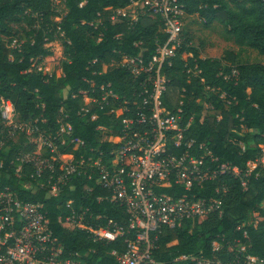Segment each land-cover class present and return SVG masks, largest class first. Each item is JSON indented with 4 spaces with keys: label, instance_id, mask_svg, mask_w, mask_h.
I'll return each mask as SVG.
<instances>
[{
    "label": "trees",
    "instance_id": "trees-1",
    "mask_svg": "<svg viewBox=\"0 0 264 264\" xmlns=\"http://www.w3.org/2000/svg\"><path fill=\"white\" fill-rule=\"evenodd\" d=\"M131 1L140 0H58L60 11L56 12L52 0H0V101H9L19 121L31 122L43 133L58 130L61 122L68 123L70 137L83 142V147L74 152L76 158L100 146L107 150L109 144L101 142L97 128L119 135L122 121L134 117L132 103L140 89L143 85L152 89L148 74L135 77L122 65H112L124 56L140 58L147 65L157 46L167 40L158 16L139 14L133 20H111L114 12L125 10ZM175 5L185 16L198 17L205 28L220 25L225 39L241 50L250 49L264 57V0H175ZM52 42H59L63 49L60 75H47L33 66L35 61L37 64L52 55L45 47ZM12 44L14 47H10ZM233 69L238 73L236 78L231 76ZM160 76L166 89L163 106L172 112L181 109L182 128L190 121L184 138L194 140L191 153L203 159L212 171L230 164L241 175H217L190 192L173 184L156 188L157 193L173 197L184 193L203 199L221 197L222 206L221 215L213 213L194 227L163 229L155 258L169 261L183 255L209 257L214 240L222 236L226 240L243 239L244 234L251 246L248 252L264 258V167L244 177L247 163L264 156V65L242 63L232 52H225L224 59L205 57L186 39L174 57L161 64ZM102 88L111 89L119 101H128L129 110L116 105L108 114L82 101L80 92L96 89L99 97ZM82 108L88 109L85 115L80 113ZM21 142L20 149L26 151L38 147L24 146V138ZM68 149L60 147L63 152ZM16 150L10 143L1 153L4 166L0 169V187H9L21 200L42 206L65 257L86 264H116L110 253L124 252L123 239L93 241L85 231L59 222V218L68 215L66 206L74 201L75 207L88 209L94 224L105 227L111 220L124 225V209L104 198L96 201L107 193L85 178L72 179L57 196L38 188L45 176L30 179L29 167H23L21 177L16 178L17 166L10 164ZM183 151L180 148L174 152ZM207 153L210 155L205 156ZM26 183L30 188L24 187ZM89 188H93L92 193H88ZM254 213L262 218L260 222H253ZM97 216L100 218L96 220Z\"/></svg>",
    "mask_w": 264,
    "mask_h": 264
},
{
    "label": "built area",
    "instance_id": "built-area-1",
    "mask_svg": "<svg viewBox=\"0 0 264 264\" xmlns=\"http://www.w3.org/2000/svg\"><path fill=\"white\" fill-rule=\"evenodd\" d=\"M52 4L57 12L60 7L58 0H52ZM138 4L144 8L141 14L158 16L163 21L167 40L157 46L154 57L147 65L140 58L122 57L120 65L135 77L140 73L148 74L147 81L152 89H147L146 85L140 89L137 100L132 103L134 117L122 121L119 135L113 136L103 127L97 128L102 136L101 142L108 143L109 148L104 150L100 146L91 149L88 155L76 158L74 152L83 147V142L70 137L71 127L68 123L61 122L54 132H40L35 124L19 121L12 104L1 100L0 169L4 166L1 153L10 143L15 147L17 140L24 138L27 141L24 146L38 147L33 151L17 148L10 161V164L17 166L14 170L16 178L21 177L23 167H29L32 170L30 179L45 176L38 188L49 196H57L72 179L79 177L106 192L105 197H98L96 201L104 198L122 207L127 216L126 224L117 225L111 220H107L105 227L94 224L88 209L75 207L74 201L67 204L69 213L65 218H59V222L85 231L93 241L123 239L124 252L110 253L116 264H264V258L248 252L251 246L246 234L243 239L226 240L222 236L214 240L209 257L183 255L169 261H159L154 256L163 229L176 230L185 225L194 227L213 213L221 215L222 206L221 197L203 199L188 193L173 197L157 193L156 188L173 184L190 192L194 186H202L217 175L230 173L233 177H239L241 172L230 164H222L214 171L205 167L203 159L191 153L194 140L184 138L190 121L186 128H182L181 109L172 112L162 104L166 89L160 68L165 60L174 57L183 43L179 22L184 15L183 10L175 5V0L131 1L130 6ZM123 11L114 12L111 20L127 17L121 14ZM33 66H36V61ZM37 70L41 68L37 67ZM237 74L233 69L231 76L236 78ZM95 91L80 92L82 101L108 114L113 113L116 105L129 110L130 103L119 101L118 95L111 89H99V97ZM87 112V108L80 110L82 115ZM95 118L92 116L91 120ZM65 146L70 150L61 151L60 147ZM169 148H172V152ZM180 148H184L182 153L174 152ZM257 161L247 163L244 177L259 167ZM242 186H245L244 182ZM24 187L28 189L30 184L26 183ZM92 191L93 188L88 189V193ZM216 193L220 194L218 190ZM99 218L97 216L95 219ZM0 264L86 263L64 256L41 205L25 202L9 187H0Z\"/></svg>",
    "mask_w": 264,
    "mask_h": 264
},
{
    "label": "rangeland",
    "instance_id": "rangeland-1",
    "mask_svg": "<svg viewBox=\"0 0 264 264\" xmlns=\"http://www.w3.org/2000/svg\"><path fill=\"white\" fill-rule=\"evenodd\" d=\"M60 11V7L58 11ZM144 12L142 4L136 6H130L124 10L121 14L129 17L136 18L139 14ZM60 18L55 19L58 22ZM181 24L180 39L185 42L186 39L190 40L192 46L201 50L205 57L224 59L225 52H232L238 54L239 60L242 63H260L264 65V57L258 55L255 51L250 49L241 50L234 43L225 39L223 28L218 24H213L208 28H205L203 22L196 16L187 17L182 15L179 19ZM10 47H14L12 44ZM47 49L52 53L51 56L43 58L40 62H37L36 66L41 68L42 73L50 75L55 73L60 75V63L63 60V49L59 42H52L45 45ZM223 64V62H222ZM112 65L118 66L119 62L113 61ZM206 112L202 114L204 116ZM210 114V113H208ZM211 115V114H210ZM22 138H19L15 147L20 148ZM257 166L264 167V156L257 161ZM264 210V205H261ZM254 223H258L262 220L259 214H251Z\"/></svg>",
    "mask_w": 264,
    "mask_h": 264
}]
</instances>
